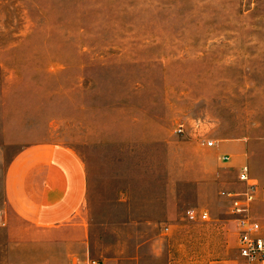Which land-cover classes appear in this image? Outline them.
<instances>
[{"label":"rangeland","instance_id":"374dc122","mask_svg":"<svg viewBox=\"0 0 264 264\" xmlns=\"http://www.w3.org/2000/svg\"><path fill=\"white\" fill-rule=\"evenodd\" d=\"M37 144L83 161L88 241L31 264H238L237 220L264 236V0H0L3 158Z\"/></svg>","mask_w":264,"mask_h":264},{"label":"crops","instance_id":"0c3cea01","mask_svg":"<svg viewBox=\"0 0 264 264\" xmlns=\"http://www.w3.org/2000/svg\"><path fill=\"white\" fill-rule=\"evenodd\" d=\"M3 153L0 147V244L7 253L1 263L13 264L15 250L31 264L36 253L41 259L68 243H87V172L77 153L49 144L9 158Z\"/></svg>","mask_w":264,"mask_h":264},{"label":"built area","instance_id":"2783aa9c","mask_svg":"<svg viewBox=\"0 0 264 264\" xmlns=\"http://www.w3.org/2000/svg\"><path fill=\"white\" fill-rule=\"evenodd\" d=\"M213 142H207L212 146ZM239 179L248 181L247 167L243 166L239 171ZM253 187V186H252ZM247 195L245 203L252 198ZM240 201L232 200V213L239 214L247 210V205H239ZM185 218L189 222H203L209 218L205 210L189 209L185 212ZM237 231V250L240 260L238 264H264V237L260 233V226L257 222H247L246 220H237L235 225ZM72 264H104L101 258L77 259Z\"/></svg>","mask_w":264,"mask_h":264}]
</instances>
